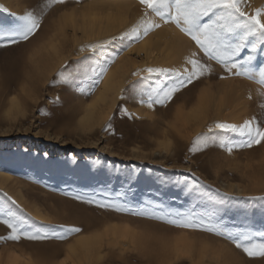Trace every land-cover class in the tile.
<instances>
[{
  "label": "rangeland",
  "instance_id": "1",
  "mask_svg": "<svg viewBox=\"0 0 264 264\" xmlns=\"http://www.w3.org/2000/svg\"><path fill=\"white\" fill-rule=\"evenodd\" d=\"M249 2L253 8L264 4V0ZM99 4L102 11L95 12L99 16L91 17L96 19L84 15ZM0 6L9 10L0 8L2 25L14 22L13 13L27 11H34L43 21L28 42L0 49V175L4 178L0 202L28 217L41 231L49 224L82 230L64 240H0V264H264V257H249L223 236L75 199L78 195L99 202L118 199L131 210H146L142 207L146 202H163L184 211L193 205L210 207L211 197L227 228L264 232V200L248 199L264 197V142L231 153L218 144L189 152L197 134L209 126L213 134L229 137L215 129L214 122L238 125L253 117L264 122V85L258 83V75L221 79L226 75L222 66L204 58L213 68L210 75L176 93L167 106L149 108L133 91L132 85L140 78L132 73L147 67H183V57L194 46L174 25L154 29L130 49L115 46L111 50L114 62L93 87L90 71L73 72L68 82L58 73L72 71L77 61L93 56L89 44L118 35L136 22L140 15L137 0H81L79 4L69 0L64 5L48 0H0ZM111 14L122 18H109ZM81 18H87V24ZM162 30L166 36L159 37ZM171 35L179 41L176 51L168 46ZM51 45L59 48V56H54ZM109 75L114 77V86L99 98ZM205 93L210 95L201 116L188 115ZM13 96L20 107L12 110ZM88 107L94 113L86 121L83 116ZM197 178L204 189L199 200L182 188L184 179ZM224 193L229 195L219 204ZM114 226H128L137 233L123 237L104 232ZM8 232L0 223V236ZM181 232L188 234L182 237ZM88 233L105 236L99 251L102 256L73 263L69 245ZM180 236L188 245L184 251H189L178 259L174 241Z\"/></svg>",
  "mask_w": 264,
  "mask_h": 264
},
{
  "label": "snow or ice",
  "instance_id": "2",
  "mask_svg": "<svg viewBox=\"0 0 264 264\" xmlns=\"http://www.w3.org/2000/svg\"><path fill=\"white\" fill-rule=\"evenodd\" d=\"M48 2L64 5L69 0ZM75 2L79 4L81 0ZM137 3L140 15L136 22L118 35L89 44L88 50L93 56L77 61L76 68L72 71L66 72L62 69L58 76L68 82L73 72L90 71L92 86L95 87L116 58L111 55V50L115 46L118 45L121 50L130 49L133 42L143 40L154 29L171 24L193 42V50H189L183 57V67H147L132 73L133 77L140 78L132 88L141 104H146L149 108L157 105L167 106L176 93L194 81L210 75L213 68L204 58L222 66L226 75L221 76V79H228L229 76L254 78L258 75V83L264 85V4L253 8L249 0H137ZM0 8L4 12L9 11L3 6ZM12 15L14 16L12 24L8 26L0 24V49L28 42L42 27V18L34 11ZM84 50V47L80 48L81 52ZM12 100L15 101L16 97L13 96ZM261 106L264 107V104ZM214 127L222 133L229 134V137L226 139L219 133L213 134V127L209 126L205 133L197 134L189 152L195 153L218 144L231 153L234 149L252 148L264 142V122L257 121L255 117L238 125L214 122ZM231 137L238 138L239 142H233ZM174 183L179 185L180 181L176 180ZM182 188L184 192L198 200L204 195L202 182L198 178L192 181L184 179ZM228 195L221 194L219 204H223ZM75 199L96 204L100 208L120 212L131 211L132 215L160 219L178 228L214 233L232 241L249 257H264V232L227 228L218 215L217 204L211 197L208 198L210 207L198 208L193 205L184 211L173 210L162 202H146L142 206L146 210H131L122 207L118 199L99 202L94 198L85 199L84 195H78ZM248 199L264 200V197ZM0 223L9 229L6 236H0V240L14 242L21 239L64 240L73 233L82 231L79 227L65 224H49L41 231L28 217L13 211L4 202H0ZM104 232H108V228H105ZM179 240L177 237V246L174 248L178 259L188 255V252L182 251L179 247ZM71 247L69 245L70 249Z\"/></svg>",
  "mask_w": 264,
  "mask_h": 264
},
{
  "label": "bare ground",
  "instance_id": "3",
  "mask_svg": "<svg viewBox=\"0 0 264 264\" xmlns=\"http://www.w3.org/2000/svg\"><path fill=\"white\" fill-rule=\"evenodd\" d=\"M113 5H115V4H113ZM113 5H111V6H113ZM100 6H102L101 4H99V5H96V6H94L93 8H92V11L90 12V13H86V14H84L85 16L87 15V17H92V16H97L98 14H99V12H97V13H95L96 12V10H98V9H100L101 11H102V9H101V7ZM107 6H109L110 7V4L109 5H107ZM114 7V6H113ZM117 7V6H116ZM118 7H120V6H118ZM115 8V7H114ZM108 9V8H107ZM109 9H111V8H109ZM122 9V8H121ZM120 9V10H121ZM99 10V11H100ZM113 10H115V9H113ZM113 10H111V12H113ZM116 10H117V8H116ZM119 10V9H118ZM110 11V10H109ZM124 11V10H123ZM119 12V11H118ZM122 12V11H121ZM120 12V13H121ZM123 14V13H122ZM83 15V17H85ZM112 16H110L109 18H113V19H120V18H122V15H113V14H111ZM99 16V15H98ZM108 16H109V14H108ZM107 16V17H108ZM95 17H93V18H95ZM89 18V19H90ZM93 18H91V19H93ZM67 19V18H66ZM68 19H70V18H68ZM67 19V20H68ZM83 21H84V19H87V18H81ZM96 19V18H95ZM94 19V20H95ZM97 19H98V17H97ZM100 19V18H99ZM72 20H74L73 18H72ZM72 20H71V23H72ZM76 21V20H75ZM66 22H68L69 23V20L68 21H66ZM66 22H64V23H66ZM87 22V20L86 21H84V23L85 24H87L86 23ZM97 22V21H96ZM83 23V22H82ZM94 23L95 22H93L92 21V24H91V26L92 27H94ZM90 25V24H89ZM157 35L159 36V37H164V36H166V32L164 31V30H162V31H158V33H157ZM170 42H169V49H170V51H176L177 50V42H179V41H176L177 40V38H176V36L175 35H171L170 36ZM179 40V39H178ZM52 46V48H53V52L52 53H54V56H59L61 53H60V51H58L57 49H59V48H55V46L54 45H51ZM54 46V47H53ZM42 50V49H41ZM178 50H180V48L178 49ZM178 52V51H177ZM49 53V52H48ZM171 53V52H170ZM180 54V53H179ZM50 58V57H49ZM36 63V62H35ZM54 66V65H53ZM53 66H51L50 67V69H49V71L53 68ZM49 68V67H48ZM113 86H114V77L112 76V75H109L108 77H107V79H106V81L104 82V85H103V89L101 90L102 92H100V95H99V98H104V96H106V94L113 88ZM207 93V92H206ZM203 94L202 96H200V99H199V105L196 107V109L192 112V113H190V114H188V115H190V116H192L193 118H195V117H200L201 116V113H202V111L203 110H205V108L207 107L206 105H208V102H207V99L209 100V95L210 94ZM211 98V97H210ZM210 101H211V99H210ZM220 102L222 101H224V100H219ZM220 102H218V104L220 103ZM221 102V103H222ZM12 104H11V106H10V108H12V110H13V108H15V107H18L19 106V103H18V101L17 100H15V101H12L11 102ZM225 104V103H224ZM221 105V104H220ZM222 105H223V103H222ZM221 105V106H222ZM220 106V107H221ZM20 107V106H19ZM18 107V108H19ZM93 113H94V111H93V109L91 108V107H88L87 108V110H86V112H85V114H84V116H83V120H86V121H88V120H91L92 119V117H93ZM187 115V116H188ZM186 116V117H187ZM189 118V117H188ZM4 178H3V176L2 175H0V180H3ZM161 203V202H160ZM163 203V202H162ZM164 204V203H163ZM172 205V204H171ZM170 208V207H169ZM176 210H178V209H176ZM108 225V224H107ZM117 225V224H116ZM126 225V224H125ZM121 226V225H120ZM119 227V226H118ZM118 227H116V226H114V227H111V228H109L108 229V232H106V233H108L109 234V232H110V234H113V235H115V234H117V233H121L122 235H123V237L124 236H126V237H134V235L137 233H135L134 231V229L132 228V230L128 227V226H125V228H118ZM134 230V231H133ZM96 231V230H95ZM175 231H177V230H175ZM184 232V231H183ZM181 234H182V232H181ZM180 234V235H181ZM185 234H188V233H183L181 236L182 237H185L184 235ZM106 235V234H105ZM152 235H153V233H152ZM155 235V234H154ZM169 235V234H168ZM191 235H195V234H191ZM158 236V235H157ZM167 236V235H166ZM179 236V235H178ZM179 237V238H181L180 240H179V247L181 248V250L182 251H184L185 249H187V247H188V245L186 246L185 245V243H184V241H186V240H184V239H182V237ZM122 237V236H121ZM105 238V236L102 234V233H88V234H85V235H83V236H79V238L77 239V241H74V243L73 244H71V249L69 248V250H68V254L70 255V257L71 258H73L74 260H73V263H76V261H85V260H91V259H97V258H100L101 256H100V253H99V251H100V247H101V245H102V241H103V239ZM175 238H177V237H175ZM189 238V237H188ZM112 239V238H111ZM130 239V238H129ZM132 240V239H131ZM148 240V239H147ZM172 240V239H171ZM199 240V239H198ZM129 241V240H128ZM138 241V240H137ZM144 241V240H143ZM143 241H141V243L143 242ZM187 241H188V239H187ZM190 242V241H189ZM196 242H197V240H196ZM147 243V241L145 242V244ZM174 248L177 246V240H175L174 241ZM187 243V242H186ZM190 243H192V242H190ZM139 244V243H138ZM144 244V243H143ZM194 243H192V245H193ZM196 244H194V246H195ZM189 246H190V244H189ZM198 246V245H197ZM204 246H206V244L204 245ZM203 246V247H204ZM160 248V247H159ZM149 248H147V250H148ZM143 250H145L144 249V247H143ZM189 251V250H188ZM187 251V252H188ZM198 251H199V249H198ZM102 252V251H101ZM144 252V251H143ZM192 252V251H191ZM193 253V252H192ZM198 254V253H197ZM98 255V256H97ZM201 256V255H200ZM98 261V260H97ZM80 263V262H79Z\"/></svg>",
  "mask_w": 264,
  "mask_h": 264
}]
</instances>
